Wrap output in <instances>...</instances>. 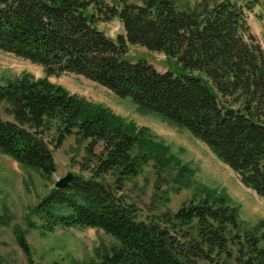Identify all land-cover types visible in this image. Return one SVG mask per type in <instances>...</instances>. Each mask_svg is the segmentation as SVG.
Returning a JSON list of instances; mask_svg holds the SVG:
<instances>
[{"label":"trees","instance_id":"16d2710c","mask_svg":"<svg viewBox=\"0 0 264 264\" xmlns=\"http://www.w3.org/2000/svg\"><path fill=\"white\" fill-rule=\"evenodd\" d=\"M109 1L0 0V51L46 75L0 80V106L12 117H0V153L47 179L56 171L50 145L57 149L74 136L93 164L90 178L74 176L32 209L40 227L104 232L114 243L96 264H206L216 256L264 264V221L228 238L242 222L223 190L202 187L175 213L141 219L118 192L149 161H167L154 153L151 133L140 138L108 108L47 78L83 76L186 128L264 198V52L246 19L255 0H197L193 7L181 6L185 0ZM112 20L124 31L115 40L96 27ZM129 46L160 52L181 72L129 61ZM109 174L113 185L100 180ZM16 241L31 261L23 231Z\"/></svg>","mask_w":264,"mask_h":264},{"label":"rangeland","instance_id":"374dc122","mask_svg":"<svg viewBox=\"0 0 264 264\" xmlns=\"http://www.w3.org/2000/svg\"><path fill=\"white\" fill-rule=\"evenodd\" d=\"M250 1L254 0H244L246 3ZM186 2L193 7L197 0H185L181 6H185ZM254 2L253 9L246 11V19L264 52V0ZM96 27L114 40L124 34L116 20L99 21ZM124 58L132 62L144 59L161 73L167 70L181 72L179 65L166 59L162 53L149 52L140 46H129ZM23 73L36 79L46 77L40 66L0 51V80ZM47 78L70 94L95 106L108 108L113 116L132 127L140 138H145L143 136L147 132L151 133L157 146L154 153L159 159L167 161H149L139 175L126 181L118 192L127 203L136 206L141 219L175 213L183 203L193 198L195 192L197 194L198 189L207 187L225 191L238 207L242 225L239 231L228 233V238L235 233L243 234L244 230L264 221V198L245 187L239 176L186 128L172 124L153 112L141 111L129 98H120L83 76L65 73ZM0 117L12 120L5 113L4 106H0ZM51 138L52 135L48 136L47 142ZM141 141L147 142L145 139ZM84 147L85 144L77 143L74 136L67 137L57 149L50 145L56 171L47 179L0 153V264H96L105 249L114 243L110 236L94 229L57 227L53 232H46L40 227L41 220L32 213L41 199L55 189L54 184L68 173L90 178L88 167L93 164L85 160ZM100 180L113 185L114 177L109 174ZM30 223L32 225L29 226ZM19 230L25 234L31 261L17 244L16 232ZM229 246L232 247L231 242ZM213 260L214 263L206 264H234L225 256H216Z\"/></svg>","mask_w":264,"mask_h":264},{"label":"water","instance_id":"95a60500","mask_svg":"<svg viewBox=\"0 0 264 264\" xmlns=\"http://www.w3.org/2000/svg\"><path fill=\"white\" fill-rule=\"evenodd\" d=\"M73 174L68 173L66 176H64L63 178L59 179L55 184L54 187L56 189H61V188H65L73 179Z\"/></svg>","mask_w":264,"mask_h":264}]
</instances>
